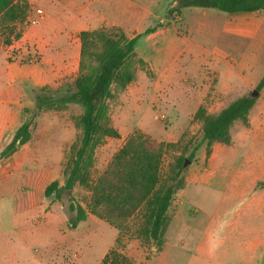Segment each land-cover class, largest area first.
I'll return each mask as SVG.
<instances>
[{"label": "rangeland", "instance_id": "1", "mask_svg": "<svg viewBox=\"0 0 264 264\" xmlns=\"http://www.w3.org/2000/svg\"><path fill=\"white\" fill-rule=\"evenodd\" d=\"M15 3L25 6V12L15 20L2 21L0 17L5 44L10 36L18 35L20 26L32 25L39 8L30 7L25 0ZM133 3L138 4L136 0ZM172 7V2L166 8L156 3L149 23L103 24L87 30L114 29L127 39L140 34L133 54L121 69L127 81L113 84L111 96L104 101V115L86 161L88 186L77 184L73 190H63L59 199L44 197L50 182L64 184L67 164L80 137L81 107L72 103L38 112L34 97L28 95L19 124L32 117L29 139L0 157V264H99L112 247L126 252L136 264H264V87L259 92L255 87L218 90V85H223V67L237 66L253 50L247 49L244 58L231 53L221 61L179 57L166 78L168 74L160 72L159 56L149 49L155 48L157 31ZM145 14L148 11L134 7V19ZM214 19L209 16L206 20L213 24ZM80 33L77 69L58 74L42 86L47 93L73 90L80 70ZM212 34L213 30L208 32L211 40ZM86 67L92 69L95 63L88 62ZM42 87L33 92L34 96ZM242 95L257 99L246 121L231 125L229 142L202 141V122L194 118L197 109L216 115ZM12 135H5L0 151ZM159 145L163 146L160 150ZM125 147L132 154L118 156ZM142 150L158 158L157 184L167 176L175 156L194 154L185 165L183 186L173 195L157 242L140 234L143 222L137 210L127 216V207L98 203V211L111 216L112 222L90 212L89 186L96 183L101 191L108 180L116 182L112 177L121 176L122 169L136 182L126 200L131 204L138 199L136 190L143 192L144 187L133 168H140L143 162L130 156ZM71 199L86 210L87 216L69 229Z\"/></svg>", "mask_w": 264, "mask_h": 264}, {"label": "crops", "instance_id": "2", "mask_svg": "<svg viewBox=\"0 0 264 264\" xmlns=\"http://www.w3.org/2000/svg\"><path fill=\"white\" fill-rule=\"evenodd\" d=\"M25 1L30 7H39L36 9L42 11L43 19L35 26H20L18 35L10 36L7 44L0 35V90L3 89L0 91V144L6 134L14 133L20 125L28 95L34 97L36 89L50 83L58 74L77 69V34L103 24L149 23L156 3L160 8L168 7L171 2L173 6L177 4L175 0H136L138 4L134 0ZM134 7L148 14L134 19ZM209 16H215L213 24L206 20ZM162 24L156 34L155 48L149 51L154 50L159 56L160 72L168 74L166 78L170 77V66L177 65L179 57H213L221 61L231 53L244 58L247 49L253 50L247 59L239 60L237 66L223 67L220 73L223 85H218V90L255 87L263 76V11L224 13L211 8L183 7L178 15L163 17ZM212 30L211 40L208 32ZM28 52L36 54V62L28 64L23 60ZM207 253L212 255L211 250Z\"/></svg>", "mask_w": 264, "mask_h": 264}, {"label": "trees", "instance_id": "3", "mask_svg": "<svg viewBox=\"0 0 264 264\" xmlns=\"http://www.w3.org/2000/svg\"><path fill=\"white\" fill-rule=\"evenodd\" d=\"M175 2L177 4L168 9V16L178 15L179 9L183 7L211 8L224 13L264 12V0H175ZM24 12L25 6L16 4L15 0H0L2 21L4 18L15 20L24 15ZM79 36L81 41L80 70L73 81V90L49 94L45 91V87H42L34 96V109L38 112L48 108H60L72 103L81 107L78 118L81 128L80 137L75 145L73 157L67 164L64 184L60 186L57 181L50 182L44 188V197L54 195L56 199H59L63 190H73L77 184L89 185L86 161L92 150L94 137L100 127V119L104 115V101L111 96L113 84L121 81L120 85H124L127 81L124 79L125 76L121 69L133 54L136 40L140 34L127 39L123 33L114 29L100 28L95 31H82ZM88 62H94L95 67L87 69L86 63ZM263 87L264 74L254 89L259 92ZM256 99L257 96L254 95H242L216 115H207L203 108L199 107L194 118L200 119L202 122V141L228 143L231 125L236 121H246ZM31 124L32 117H29L18 126L10 142L0 151V157L9 155L29 139ZM177 144L178 142L166 144L165 148H171ZM126 147L120 150L118 156L132 154L133 151L126 150ZM162 148L163 146L159 145V150ZM193 155V152H190L187 157L183 154L175 156L167 176L157 184L158 178H155V172L158 168V158L155 159L153 154L145 153L143 150L139 153L135 152V155L130 156L131 159L143 162L140 168L132 167L139 177V185L144 187L143 192L141 189L136 190L139 194L138 199L132 200L131 204L126 200L129 191L136 188V182L134 178H129V175L124 174L122 169L121 176L112 177L116 182L108 180L105 182L107 187H103L101 191L96 183L89 186L92 199L90 212L112 222L111 216L98 211V203H103L105 207L108 206V203L127 207L129 209L127 216L137 210L141 213L143 222L140 234L152 241H159L167 221V212L173 195L177 189L183 186L182 173L185 165L192 160ZM68 210L71 213V217L67 219V228L69 229L75 228L87 216L86 210L72 199L68 203ZM122 217L126 216L122 214ZM122 221L124 220H121L120 223ZM99 264L136 263L128 258L121 249L112 247L103 255Z\"/></svg>", "mask_w": 264, "mask_h": 264}, {"label": "built area", "instance_id": "4", "mask_svg": "<svg viewBox=\"0 0 264 264\" xmlns=\"http://www.w3.org/2000/svg\"><path fill=\"white\" fill-rule=\"evenodd\" d=\"M43 19V13L41 10H37V15L36 17L31 20V24H38L41 20ZM26 63L31 64L37 61V56L34 52H28L25 59H23ZM161 118H164L161 116Z\"/></svg>", "mask_w": 264, "mask_h": 264}, {"label": "water", "instance_id": "5", "mask_svg": "<svg viewBox=\"0 0 264 264\" xmlns=\"http://www.w3.org/2000/svg\"><path fill=\"white\" fill-rule=\"evenodd\" d=\"M67 191H69V190H67Z\"/></svg>", "mask_w": 264, "mask_h": 264}]
</instances>
